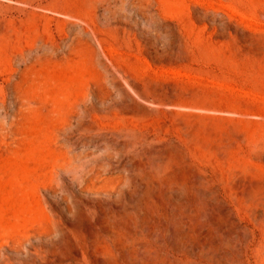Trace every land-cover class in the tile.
I'll list each match as a JSON object with an SVG mask.
<instances>
[{"label": "rangeland", "instance_id": "rangeland-1", "mask_svg": "<svg viewBox=\"0 0 264 264\" xmlns=\"http://www.w3.org/2000/svg\"><path fill=\"white\" fill-rule=\"evenodd\" d=\"M0 264H264V0H0Z\"/></svg>", "mask_w": 264, "mask_h": 264}]
</instances>
